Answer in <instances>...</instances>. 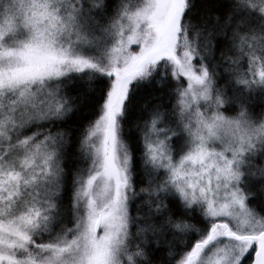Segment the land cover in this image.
Instances as JSON below:
<instances>
[{
  "label": "snow or ice",
  "instance_id": "6c2138e0",
  "mask_svg": "<svg viewBox=\"0 0 264 264\" xmlns=\"http://www.w3.org/2000/svg\"><path fill=\"white\" fill-rule=\"evenodd\" d=\"M0 264H264V0H0Z\"/></svg>",
  "mask_w": 264,
  "mask_h": 264
}]
</instances>
